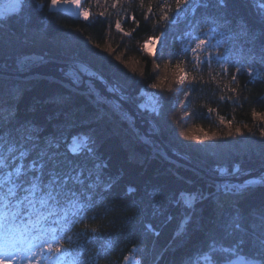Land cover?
Masks as SVG:
<instances>
[{"label":"trees","instance_id":"obj_1","mask_svg":"<svg viewBox=\"0 0 264 264\" xmlns=\"http://www.w3.org/2000/svg\"><path fill=\"white\" fill-rule=\"evenodd\" d=\"M169 2L174 5V0ZM148 3L149 0H144V7H141V0H131V3L122 0L121 6L114 9L111 7L112 0H108L107 4L104 0H99V4L96 0H86L84 6L89 7L93 14L86 21L67 12L51 10L50 0H31L30 4H22L19 14H10L8 24L2 26L0 62L12 60L16 64L21 56L74 60L77 66L83 64L90 71H102L109 82L113 79L125 81L131 77L136 81H143L133 84L134 89H145L164 75V65L170 57L165 55L157 59L146 54L143 51L144 41L149 37H161L163 42V34L167 33L170 41L168 50L178 51L182 45L181 40L186 35L183 23L176 29H172L167 22L157 24L159 7L155 4L156 15L145 20ZM105 9L109 17L107 22L96 15ZM174 11L173 7V13ZM226 12L233 22L242 19L255 30L264 28L259 22L256 0H230ZM133 15L139 21L138 25L126 19ZM117 19L121 21L125 31L132 33L131 37L117 31ZM4 39L11 42V47L6 50L1 49ZM54 39L60 40L59 44H65L60 49L48 44V41ZM261 40L264 41V37ZM259 43L260 41L257 42V51ZM22 44L29 48H22ZM241 47L246 51L250 45L241 44ZM89 49H95V52ZM219 51L223 52L224 48ZM118 55L121 57L120 61L115 60ZM113 64L119 65L123 71H117L112 67ZM157 64L160 65L159 68L156 67ZM174 64L175 60L169 66V73L173 71ZM253 67L260 74L255 79L244 71L235 73V68L231 65L227 76L220 72L215 61L211 68L202 65L201 74L205 83L200 85L202 91L190 93V98H193L190 107L184 98L185 94L179 91V85L173 84L168 89L167 84L171 81L166 82L165 89L162 90L164 95L178 103L167 113V124H162L160 134L163 139L169 145L185 151L189 158L214 175H220L217 168L226 167L231 173L239 165L242 172H248L264 165V136L260 135L264 121L257 120L252 114L253 110L264 112V66L254 64ZM133 68L136 69L135 72ZM187 70L190 74H195L190 63L187 64ZM209 72L220 81L219 85L211 80ZM232 74L237 75V80L229 84ZM225 85L237 88L238 92L226 90ZM9 90L19 92L17 105L20 117L46 125L48 132L53 131L54 126L64 123L65 114L77 124L73 133L94 130L99 140V151L108 164L107 175L119 178L103 199L96 197L95 206L87 214L90 218L71 226L65 233L72 237L71 242L65 240L66 248L83 247L84 251L80 256L82 264H93L94 260H98L99 264H132L127 261L131 255L137 260L136 264H188L190 257L194 259L196 253L206 251L212 241L232 246L239 240L241 234L227 235L222 231L221 221L217 218V187L224 182L218 183L197 169L164 156L157 149L159 144L155 140L150 139V143H145V138L133 125L121 122L118 117L114 116L111 120L107 116L97 119V108L92 103L94 97L89 96V91L51 77L0 74V92ZM221 96L225 99L221 100ZM228 96H232L233 100H228ZM54 97H64L66 100L53 103ZM101 107L106 112L109 110L107 105ZM208 107L214 109L210 115L207 113ZM186 109L192 113L190 117L185 115ZM217 112L226 121L232 122L231 136L228 135V124L220 123ZM185 127L200 130V134L207 132L212 139L203 142L206 143L203 145L192 142L179 135ZM237 128L242 134L236 132ZM250 179L254 178L228 183L243 184ZM129 186L135 187L136 191L126 193ZM155 192H162L163 199L151 200L149 194ZM180 192H198L205 196L194 205L195 212L189 223L184 224L183 231H180L179 226L184 220L186 209L171 202ZM137 202L139 208H145V213L141 216L135 215L139 208L133 205ZM239 207L247 227L245 240L248 241L239 254L259 258L250 239L253 232L259 234L260 231L258 216L259 210L264 207V185H249ZM146 225H150L151 229ZM93 227L97 229L95 233L92 232ZM105 238L112 242V246L107 255L98 257L96 253ZM9 254L17 256L14 264H54V261L47 259L49 254L46 250L34 256L31 254V257L29 252H0L5 260Z\"/></svg>","mask_w":264,"mask_h":264},{"label":"snow or ice","instance_id":"obj_2","mask_svg":"<svg viewBox=\"0 0 264 264\" xmlns=\"http://www.w3.org/2000/svg\"><path fill=\"white\" fill-rule=\"evenodd\" d=\"M30 2L31 0H13L8 6L0 9V31H3L2 26H6L11 19L10 14H19L21 5ZM85 2L86 0H50L53 8L61 4L66 5L73 8L77 16H82L88 21L93 14L89 7L84 6ZM128 2L131 3V0ZM96 3L99 4V0H96ZM104 3L107 4L108 0H104ZM121 3L122 0H112L111 7L118 8ZM229 3L230 0H174L173 5L169 0H149L144 19L148 20L156 15L155 4L159 7L157 24L167 22L172 29H176L181 23L184 24V43L178 51L168 50L170 41L167 39V33L163 34V42L161 37H149L144 41L143 51L146 54L157 59L165 55L170 57L164 65V75L145 89L133 88V84L143 81L129 77L125 81L113 79L109 82L102 71H90L87 66L78 65L79 72L87 73L101 81L106 91L112 94L113 98L110 99L89 88V96L94 97L92 103L97 108V119L107 116L111 120L115 116L121 122L133 125L131 114L139 113L152 125L154 131H162V124H167V113L178 103L177 100L164 95L162 90L165 89L166 82L171 81L167 84L168 89H171L173 84L179 85V91L185 94L184 98L190 107L193 103L190 93L202 91L200 85L205 83L201 74L202 65L211 68L215 61L224 76L229 73V65L235 68V73L244 71L253 79L259 76L253 65L264 66V41L261 40L264 37V28L255 30L242 19L233 22L226 12ZM141 7H144V0H141ZM256 9L259 22L264 25V0H256ZM170 13L173 14L170 16ZM96 15L103 18V22H107L109 18L107 9ZM126 19L139 24L134 15ZM115 27L124 36H132L131 32L124 30L119 19L115 21ZM245 37L247 39H242ZM258 41L260 43L257 51ZM241 44L250 47L245 51ZM220 48H224V51L220 52ZM213 49L216 51L213 52ZM89 51L95 52V49ZM43 59L40 57V62H43ZM115 60L120 61L121 57L118 55ZM173 60V71L169 73ZM189 63L195 74L188 72ZM245 64L248 66L244 67ZM112 67L123 71L119 65L113 64ZM156 67L159 68L160 65L157 64ZM135 70L133 68V72ZM209 76L219 85L220 81L216 76L211 72ZM236 80L237 75L232 74L229 84ZM72 82L79 84L78 75L72 77ZM225 88L232 93L238 92L235 87L225 85ZM18 96V90L0 92V252H31L34 256L46 250L49 254L47 259L54 261V264H82L80 256L84 251L83 247L66 248L65 240L71 242L72 237L66 236L65 233L71 226L90 218L87 214L95 206L96 197L103 199L119 178L107 175L108 164L99 151V140L94 130L73 133L77 124L65 114L64 123L54 126V130L48 132L46 125L20 117ZM220 99L224 100L225 97L221 96ZM227 99L233 100V97L228 96ZM65 100L64 97L52 98L53 103H62ZM102 105H107L109 110L104 111ZM213 112V108H207L209 115ZM252 114L257 120L264 121V112L253 110ZM185 115L190 117L192 113L186 109ZM217 116L220 123H227L231 127L230 120L226 121L218 112ZM236 132L242 134L239 128ZM179 135L198 143L212 139L207 132L198 136L193 135L190 129ZM228 135H232L231 131ZM260 135L264 136V128L260 130ZM144 142L151 141L145 139ZM217 171L222 176L238 175L241 169L236 165L231 173L226 167L217 168ZM249 185H264V176L250 179L243 184L224 182L217 187L216 208L217 218L221 221L220 227L229 236L241 234L239 240L232 246L212 241L206 251L196 253L194 259L190 257L188 264H238L239 252L248 242L245 240L247 227L239 203L249 190ZM135 191L133 186L126 189V193ZM149 196L151 200L163 199L162 192L150 193ZM204 198L203 193L180 192L171 201L186 209L184 220L179 226L180 231H183L184 224L191 220L195 212L194 205ZM133 206L139 208L138 202ZM144 213L145 208H139L135 215L141 216ZM258 220L259 234L253 232L250 242L255 245L260 260L264 262V207L259 210ZM134 221L135 216L133 226ZM146 227L151 229L150 225ZM96 231L93 227L92 232ZM111 246L112 242L105 238L100 243L96 256L107 255ZM0 264H7L2 255ZM93 264H99L98 260H94Z\"/></svg>","mask_w":264,"mask_h":264},{"label":"water","instance_id":"obj_3","mask_svg":"<svg viewBox=\"0 0 264 264\" xmlns=\"http://www.w3.org/2000/svg\"><path fill=\"white\" fill-rule=\"evenodd\" d=\"M69 68H71L69 70ZM0 74L3 75H18V76H32V75H39L43 77H51L55 79H59L65 83H68L69 85L76 87L81 90L89 91V88H92L96 91H98L103 96H107L110 99L113 98L112 94L108 93L106 91L105 85L101 83V81L95 79L94 77L89 76L86 73L79 72V69L75 67V65L72 62L69 61H61V60H55V59H49L46 60V62L34 65L30 67L29 69L22 71V72H13L5 69L0 68ZM74 75H78L79 78H81V81L79 84H74L72 82V77ZM134 118V125L136 128H138L146 137L152 136L154 137L159 144L163 148V152L166 156L169 158L176 160L177 162L183 163L185 165H189L192 168L197 169L198 171L202 172L207 177L215 180L220 181L224 180L223 176L214 175L212 173H209L206 171V169H203L199 167L198 165H195L185 157H183L181 154H179L177 151L172 149L168 143L163 139V137L159 134V130L155 132H149L147 130V124L148 121L146 118L139 114V113H132L131 114ZM144 121L145 124L140 125V122ZM261 173H264V167H261L260 169H257L255 171L242 173L240 176H231L227 179L234 181V182H243L246 179L253 178L255 176H259ZM240 259L238 260V264H262V261L258 257H247L243 254H239ZM233 259H236V257H232Z\"/></svg>","mask_w":264,"mask_h":264},{"label":"rangeland","instance_id":"obj_4","mask_svg":"<svg viewBox=\"0 0 264 264\" xmlns=\"http://www.w3.org/2000/svg\"><path fill=\"white\" fill-rule=\"evenodd\" d=\"M13 2V0H0V9H2V8H4V7H6V6H8V4H10V3H12ZM21 7H22V5H21ZM49 7H50V9L51 10H58V11H63V12H67V13H69L70 15H72V16H76V17H80V18H83L82 16H77L76 14H75V10L73 9V8H70V7H68V6H66V5H63V4H61L60 6H58V7H55V8H53L52 6H51V3H50V5H49ZM59 41L60 40H58V39H54L53 41H48V44H52V45H54V46H56L57 48H61V47H63V45L65 44V43H63V42H61L62 44H59ZM182 41V43H184V40L182 39L181 40ZM42 44L44 43V44H47V43H45V42H41ZM181 43V44H182ZM10 44H11V42H8V40H3V43H2V47H1V49H7L8 47H11L10 46ZM25 47V45H23L22 44V48H24ZM25 48H29L28 47V45H27V47H25ZM157 48H158V46H157ZM40 57H43L44 59H43V62H46V60H49V59H55V60H58V59H56V58H52V57H44V56H40ZM40 57H37V56H21L19 59H17V61H16V64H14L13 63V61L12 60H9V61H7L6 63H1L0 62V68L1 69H5V70H9V71H13V72H15V73H17V72H22V71H25V70H27V69H29L30 67H32V66H34V65H37V64H40V63H43V62H40V60H39V58ZM61 61H63V60H61ZM69 62H72L74 65H75V67H77L78 68V66L76 65V61H74V60H69ZM87 74V73H86ZM9 76H18V75H9ZM18 77H22V76H18ZM79 81H81V78H79ZM148 91H155V90H152V89H148ZM132 119H133V121H134V118H133V116H132ZM143 124H145V122L144 121H141L140 122V125H143ZM133 126H134V128L137 130V131H139V133L145 138V139H153V140H155L158 144H159V142L154 138V137H152V136H149V137H146L144 134H143V132H141L138 128H136L135 127V125L133 124ZM191 130V132H192V134L193 135H198V136H202L203 134H200V130H193V129H191V128H189V127H185L184 128V130H181V133L182 132H184V131H188V130ZM147 130L149 131V132H155L154 130H153V128H152V125L148 122V124H147ZM227 131L228 132H230V131H232V128L230 129V127L227 129ZM235 133V131H233V134ZM159 134H160V131H159ZM161 135V134H160ZM182 137H184V136H182ZM190 141H195V140H190ZM201 145H203V144H206V143H200ZM169 145V144H168ZM172 149H174L175 151H177L179 154H181L183 157H185L186 159H188L189 161H191L192 163H194L195 165H198L199 167H201V168H203V169H206V168H204V167H202L201 165H199V164H197L196 162H194L192 159H191V157L189 158V155H187L186 153H185V151H183V150H181L180 148H177V147H175V146H171V145H169ZM158 150H159V152H163V148H162V146L159 144V147L157 148ZM164 156H166L164 153H162ZM219 154H222V152L221 153H219ZM224 155V154H223ZM219 156H221V155H219ZM218 156V157H219ZM168 157V156H167ZM183 164V163H182ZM187 166H189V165H187ZM261 167H264V165H261L260 167H258L257 169H260ZM195 169V168H194ZM257 169H253V170H251V171H255V170H257ZM206 171L207 172H209L207 169H206ZM251 171H248V172H251ZM210 173V172H209ZM242 173H246V172H240V174H238V175H231V176H240ZM218 176H222V175H218ZM230 175H225V176H223V177H231ZM262 176H264V173H261L259 176H255V177H253L254 179H258V178H260V177H262ZM227 178H224V180H220V181H218L217 180V182L218 183H222V182H228V181H231V180H229V179H227ZM30 253V257H31V252H29ZM57 255H59V254H57ZM130 261V262H132V264H136L137 263V260L135 259V257L134 256H130L128 259H127V261ZM6 261H7V264H14L16 261H17V256H12V254H9V255H7V259H6Z\"/></svg>","mask_w":264,"mask_h":264},{"label":"bare ground","instance_id":"obj_5","mask_svg":"<svg viewBox=\"0 0 264 264\" xmlns=\"http://www.w3.org/2000/svg\"><path fill=\"white\" fill-rule=\"evenodd\" d=\"M71 68H69V70H70Z\"/></svg>","mask_w":264,"mask_h":264}]
</instances>
